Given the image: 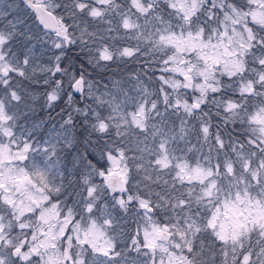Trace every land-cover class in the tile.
<instances>
[{"label":"snow or ice","instance_id":"6c2138e0","mask_svg":"<svg viewBox=\"0 0 264 264\" xmlns=\"http://www.w3.org/2000/svg\"><path fill=\"white\" fill-rule=\"evenodd\" d=\"M0 264H264V0H0Z\"/></svg>","mask_w":264,"mask_h":264},{"label":"trees","instance_id":"16d2710c","mask_svg":"<svg viewBox=\"0 0 264 264\" xmlns=\"http://www.w3.org/2000/svg\"><path fill=\"white\" fill-rule=\"evenodd\" d=\"M29 15L30 17H32V19L29 20L30 23H33L34 25H36V19L34 18V14L30 11ZM54 15H57V13H54ZM36 30H40L41 32H44L43 29L39 28L37 26ZM121 43L123 41H120ZM41 48V46L38 48L37 51V56L39 57V61H43L46 62V58L50 56V53L45 52L44 55H41L39 49ZM79 57V52L78 49H76L75 47L71 50H69L68 53V57L65 60L66 64H73L75 65V67L77 68V70L80 67V59ZM142 67V62L141 64H123V63H118V64H113L111 68H109L106 73H104V78L106 80H111V79H120L125 83V86L130 87L131 83H134V80H129V75L133 72H140V68ZM153 74L155 76H158L159 71L156 70L155 66L153 68ZM93 76H96V73L93 72L92 73ZM141 77L144 79V81L149 85L150 88H154L156 86V84L158 83L155 80H151L149 81L147 79V77H145L143 75V73H140ZM43 85V84H41ZM37 91H42L45 90V86L43 85V87L40 89L38 87H35ZM64 107V105H61L60 107H57L54 111H51L49 109L43 108V107H39V109H35L33 114H32V118L33 121L35 123L38 124H52L54 123L56 120L59 122L60 121V115H63L64 113L61 112V108ZM32 121H30L29 123H31ZM42 122V123H41ZM46 127V126H45ZM43 128V127H42ZM238 128V132L237 135H239L241 132H243V129H239V126H237ZM74 155V154H73ZM188 161L190 163H193L194 159H195V153H188L187 157ZM69 167H71V164H69ZM123 228L129 229L130 231L134 230L136 225L133 223V221H129V222H124V225L120 224ZM207 242V241H206Z\"/></svg>","mask_w":264,"mask_h":264},{"label":"rangeland","instance_id":"374dc122","mask_svg":"<svg viewBox=\"0 0 264 264\" xmlns=\"http://www.w3.org/2000/svg\"><path fill=\"white\" fill-rule=\"evenodd\" d=\"M32 24V27H33V29L34 30H36L37 29V24L36 25H34L33 23H31ZM41 45H37V49L40 47ZM45 48H47L48 47V45H45L44 46ZM53 51H55V49H53ZM48 61V57L46 58V62ZM38 62H40V61H38ZM160 75V73L158 74V76ZM132 84L133 83H131V85H130V87L132 86ZM35 87H38V88H42L43 87V85H32L31 86V89H32V92H33V95L34 96H36V97H38V99H36L34 102H31L32 103V107L34 108V110L35 109H39V107L43 104V94H44V91L45 90H42V91H37L36 90V88ZM125 87H127V88H130V87H128V86H125ZM42 107V106H41ZM60 122V121H59ZM59 122L56 120L54 123H52V124H47V123H43V124H41V127L39 128V129H37V132H36V135H37V138L38 139H45V138H48V136H49V134H50V130L52 129V126L55 124L56 126H57V128L59 127ZM42 123V122H41ZM46 126V127H45ZM43 127V128H42ZM197 156H198V154L197 153H195V159H194V161H193V163H191V164H195V161H196V158H197ZM42 159H37V162L39 163L40 161H41ZM178 187H179V185H178ZM188 187H190V185H188V184H185L184 185V188L186 189V188H188ZM160 219H163V217L161 216L160 217ZM131 222L132 220L131 219H128L126 222ZM122 222V224L124 225V222L125 221H121ZM121 222H120V224H121ZM118 225V227L119 228H121L122 229V226L121 225ZM123 229H126V228H123ZM127 230H129V229H127ZM130 231V230H129ZM141 239H142V236H141Z\"/></svg>","mask_w":264,"mask_h":264},{"label":"water","instance_id":"95a60500","mask_svg":"<svg viewBox=\"0 0 264 264\" xmlns=\"http://www.w3.org/2000/svg\"><path fill=\"white\" fill-rule=\"evenodd\" d=\"M36 2L37 3H40V4H42L43 2H44V0H36ZM28 11H31V10H28ZM32 12V11H31ZM34 14V16H35V13H33ZM36 22H37V24H38V26L41 28V29H43L44 31H48V30H46V29H44L43 28V25H40L39 24V21L38 20H36ZM50 24L53 26V27H55L56 26V21H50ZM53 35H54V33H53Z\"/></svg>","mask_w":264,"mask_h":264},{"label":"flooded vegetation","instance_id":"af4514ba","mask_svg":"<svg viewBox=\"0 0 264 264\" xmlns=\"http://www.w3.org/2000/svg\"><path fill=\"white\" fill-rule=\"evenodd\" d=\"M42 159V157L41 156H39V155H37V156H35V159L37 160V159Z\"/></svg>","mask_w":264,"mask_h":264}]
</instances>
